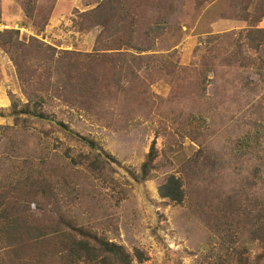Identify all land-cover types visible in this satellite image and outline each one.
<instances>
[{
	"label": "rangeland",
	"instance_id": "1",
	"mask_svg": "<svg viewBox=\"0 0 264 264\" xmlns=\"http://www.w3.org/2000/svg\"><path fill=\"white\" fill-rule=\"evenodd\" d=\"M104 1L0 0V42L43 45L19 66L0 44V264H95L69 254L86 235L132 264H264V0H117L132 49L103 55L79 15Z\"/></svg>",
	"mask_w": 264,
	"mask_h": 264
},
{
	"label": "trees",
	"instance_id": "2",
	"mask_svg": "<svg viewBox=\"0 0 264 264\" xmlns=\"http://www.w3.org/2000/svg\"><path fill=\"white\" fill-rule=\"evenodd\" d=\"M29 12L32 13V11ZM29 15L31 16V14ZM79 16L82 21V25L89 24V29H98L99 32L96 38L98 44L101 43L102 40L106 43L105 47H98V50L95 49V54L104 55L108 52L117 54L122 52V50L132 49L130 43L131 35L134 31V28L132 27V20L129 18V16L125 12V9L119 1L105 0L104 2L99 3L96 9L82 13ZM14 35L18 36V33L6 32L4 35H2L0 44L2 47L8 49L11 57H14L13 60L16 62V64L21 66V61L26 58L24 54L25 51L29 50L35 52L36 50H42L41 48L43 47V45L39 44L37 39L34 38L31 39L30 45L19 43V41L14 38ZM125 47L128 48L124 49ZM44 48L47 53H55L54 49L50 47L44 46ZM138 51L141 52L140 49H138ZM61 55L72 56L74 55V53L63 52ZM51 61L63 63V59H59L57 61H53V59H51ZM72 72L73 69L67 75L69 83H72L73 81ZM13 114L16 116L15 119L19 118L21 115H26L31 116L30 118L25 119L27 121L33 120V122L37 123L46 122L52 124L59 131L63 132L70 138L81 141L90 149H93V151L97 150L96 144L93 141H90L87 138L74 133L65 123H62L61 121H54L53 119L49 118L44 114L39 105H33L32 107L27 104L24 111L18 112L15 109L13 111ZM21 124L23 125L22 122ZM155 158L156 150L153 143L150 152L147 155L146 161L141 166L139 179L145 180L149 177V173L153 168L152 164ZM93 164V162H90L89 167H91ZM35 184L38 188L36 197L47 198L50 194L53 193V190L47 184V181H44L42 184H40L39 181H36ZM160 197L163 199H168L169 201L174 203H181L184 200L181 181L177 178L171 177L162 187L160 191ZM37 212H39V210ZM36 231L39 232L41 230L37 227ZM86 236L89 239L88 241L80 240L77 242L76 239L71 240L72 245L69 249V254L71 256L84 258L86 261L95 262V264H107L111 262H115L116 264H132L130 254H127L122 247L103 241L102 239H99L93 235ZM41 237L42 236H37L34 240H39ZM136 253L140 254L138 251H136Z\"/></svg>",
	"mask_w": 264,
	"mask_h": 264
}]
</instances>
